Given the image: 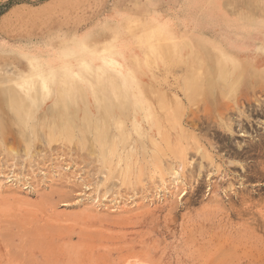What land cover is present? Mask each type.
<instances>
[{"label": "rangeland", "instance_id": "374dc122", "mask_svg": "<svg viewBox=\"0 0 264 264\" xmlns=\"http://www.w3.org/2000/svg\"><path fill=\"white\" fill-rule=\"evenodd\" d=\"M209 26L235 59L194 34ZM27 49L52 53L49 97L19 84ZM248 54L264 59V0H0V264H264V112L240 97L264 75ZM222 62L234 86L215 81ZM85 110L124 120L116 155L92 131L52 133ZM150 118L173 145L157 164Z\"/></svg>", "mask_w": 264, "mask_h": 264}, {"label": "bare ground", "instance_id": "6f19581e", "mask_svg": "<svg viewBox=\"0 0 264 264\" xmlns=\"http://www.w3.org/2000/svg\"><path fill=\"white\" fill-rule=\"evenodd\" d=\"M209 28L210 29H204V28L197 29V30H195L194 34H196V31H198L199 34L201 35L200 37L201 38H204L207 41L208 45H212L213 47L216 48V50L220 51L222 53V55L224 56V58L231 57V58L235 59L236 58L235 57L236 56V53L233 52L232 48H234V47H241V46H239L238 44H236L235 41L230 36H224L221 39V35H218V33H216L215 31H213V29H212L213 27L209 26ZM171 31H170V35L173 38L175 35L173 33H171ZM187 33H186V35H187ZM175 40H176V36H175ZM176 41L178 42V40H176ZM71 49H72V51L75 50L73 48H71ZM23 51H24V54L27 55V57L29 58V60L33 64V72L34 73H32V75L28 76V79L25 80L22 84L21 83H19V84L21 85V87H23L24 89H27L28 92H31V93H32V90L34 92H37L38 91L37 90L38 84H42V85H44L43 87L46 90V92L44 93L45 94V97H49V95H50L51 92H50L49 89L46 88L47 87L46 86V83L49 82V80H50L49 77H50L51 74H54V71L55 70L53 69L54 67L50 68L49 70L43 69V67L45 65L44 64V62H45L44 59L45 58H51V54L52 53L50 52L51 53L50 54L48 52L49 54H46L44 56L41 52H38L36 50L27 49V50H23ZM213 56H214V53H213ZM215 56H218V55H215ZM246 58L250 61V63H251V69L252 70H257V69L258 70H261V72H263V75H264V64H263L264 63V59L260 60L259 59V56H257V55L256 56H252L250 54H248ZM66 62H68V61L67 60L66 61L62 60L60 63L57 64V65H59L61 67L60 68V73L66 75V76H68L70 74H74V76L76 74L77 76H79L80 75V72L74 68V63H72V62L69 61V66H68V65H64V63L67 64ZM225 62H226V60H225ZM217 63H219V62H217ZM223 63L224 62H222V64H220V71L217 73V78L215 79V81H220V83L228 84L229 86H234L238 82L239 76L237 74H235L234 71H232L233 68L230 67L229 64H227V63H224L223 64ZM40 69H42V71L40 73H37L36 74V72L40 71ZM215 72H216V70H215ZM255 73H257V72H255ZM202 74H204V73H202ZM61 76H60V78H61ZM62 77H64V76H62ZM214 77H215V74L214 75H211L209 77V79L212 78V80H213ZM81 79H82L81 81H83V82L85 81V79L83 77H81ZM60 81H62V80H60ZM124 81H123V83H125ZM205 81H206V79H205ZM75 82H76V80H75ZM204 83L206 84V82H204ZM75 84H77V82ZM64 85H65V79H64ZM77 85H76V87H77ZM192 87H194V86H191V85H190V87L189 86H185L184 95L188 99L191 97ZM133 88H135V86ZM25 92H26V90H25ZM253 92L252 93L243 92V93L240 94V97L243 98L244 100H246L247 103L250 105L249 107H252V110L249 107H245L243 109H239L238 114L240 116H242L245 112H249V110H251L252 112L255 110V111H257V114H259L260 112H264V98H262L264 96V93H262L261 95H257V94H254ZM18 93L20 95V92H18ZM31 93H28V95H31ZM67 94H68V92H67ZM67 94H66V96H67ZM20 96H22V95H20ZM66 96H64V97H66ZM86 96H88V94H86ZM33 98L36 100V97L33 96ZM67 98H68V96H67ZM12 99H13L14 102L18 101L17 100V96L13 97ZM22 99H21V102H23ZM88 100L92 101L90 99V97H88ZM238 100H240V98ZM254 101H255V103L253 104ZM61 102H58V103L60 104ZM63 102H64V100H63ZM66 104L67 103L63 104L62 105V108H64V109L66 108V111H67V109H69V107L67 106L68 104L67 105ZM13 107H15V109H17L19 111L22 110V106H21L20 103H18V104L15 103V105H13ZM70 109H72V108H70ZM27 111H28V108H27V106L24 105V110H22V112H24V114L27 115V113H28ZM51 111L53 112V110H51ZM66 111H65V113H66ZM60 112H61V110H60ZM72 112H74V110ZM91 112H92V110H91ZM91 112L85 110L84 113H83V116L80 117L79 121H75V122L74 121H71V120L69 121V117H67V116H69L68 114H70V113H68V114L66 113L67 115L64 116V117L63 116H60L59 118L57 117L58 119H54L55 118L54 117L53 118L54 122H52V127L53 128L51 129L52 130V133L53 134L61 133V135L65 136L66 138H72V136H70L69 133L71 132L70 130H71V128L73 129V127H74V129L80 128L81 131H85V130L92 131V132L95 133V140L97 141V143L99 144L100 147H104L106 144H110V148H113V149L109 150V153H103L104 158L107 159L108 158V155H113V156L116 155L119 152V150L117 148L120 146V144H122V141H123V138H124L123 136H124V134L126 132V129H125L126 126H125L124 120L123 119H117L114 123H108L107 121H104V120L95 121V120H91L89 118V116L91 115ZM63 113H64V111H63ZM221 113H223V115H225L227 113V110L221 111ZM57 114H59V111H57ZM98 115H100V114H98ZM145 116H147V115H145ZM254 116H253V118H254ZM23 117H25V116L22 115L21 118H23ZM148 121L151 123L150 124V128H149V131H148L150 133L151 140H152V143H153V147H151V148H153V156L155 157V161H156V164H157L160 161L159 160L161 158L160 155H162L163 153L168 152V149H172L173 145L171 143V139L168 138V136L166 135V131L163 129V127H162L161 124H159L157 121L153 120L152 118H150V120H148ZM193 122H195V120H193ZM236 122L237 123H235V124L239 125L240 126V130H242L244 128V123H242L240 121H236ZM111 125H114L115 126V130H116V135L112 139L109 138V136H108L109 129H110V126ZM135 125H136V127H140L141 126L140 123H137ZM222 126H224V125L222 124ZM233 127H234L233 122H229L228 127H227L228 130L232 132L233 131ZM79 138H80V136H79ZM82 139H83V137L80 138V140H82Z\"/></svg>", "mask_w": 264, "mask_h": 264}, {"label": "crops", "instance_id": "0c3cea01", "mask_svg": "<svg viewBox=\"0 0 264 264\" xmlns=\"http://www.w3.org/2000/svg\"><path fill=\"white\" fill-rule=\"evenodd\" d=\"M63 1H65V2H69V0H63Z\"/></svg>", "mask_w": 264, "mask_h": 264}]
</instances>
